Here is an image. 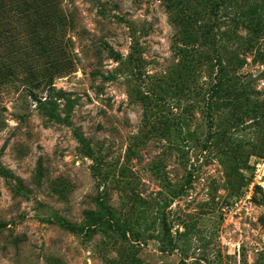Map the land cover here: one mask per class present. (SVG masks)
<instances>
[{"label":"rangeland","instance_id":"obj_1","mask_svg":"<svg viewBox=\"0 0 264 264\" xmlns=\"http://www.w3.org/2000/svg\"><path fill=\"white\" fill-rule=\"evenodd\" d=\"M226 7L264 54V0ZM199 10L0 0V264H264V64L229 45L246 63L209 101ZM99 202L119 232L63 228Z\"/></svg>","mask_w":264,"mask_h":264},{"label":"trees","instance_id":"obj_2","mask_svg":"<svg viewBox=\"0 0 264 264\" xmlns=\"http://www.w3.org/2000/svg\"><path fill=\"white\" fill-rule=\"evenodd\" d=\"M167 2V9L169 11H178L180 5L185 0H164ZM229 0H194L195 3L199 4L200 10L193 17L194 19V32L201 39L200 42L203 46L207 47L211 51L210 64L218 70V81L212 87V94L210 95L209 101L213 98H217L221 94H229L228 91L233 85L229 84V76L236 69H240L245 65V61L237 57L236 53L228 50V46L234 47L239 54L252 56V63L264 64V54L259 49H254V43L249 38L241 37L238 35V29L243 24L246 23L250 18L246 13L237 8L235 11L228 12L226 4ZM251 14L255 15L256 10L252 11ZM227 22L228 27L221 34H218V30L221 29L222 23ZM233 28H229L230 26ZM193 27L191 28V30ZM188 27L184 31V37L187 38ZM192 35V34H191ZM185 40V39H184ZM186 45H184L185 47ZM241 56V55H240ZM189 183V181H188ZM181 193L184 189H180ZM179 195H176L178 197ZM99 209L103 212L102 216H93L91 214L87 215V226L72 227L69 225H62L64 229L75 234H92L96 229L101 231H113L119 232L120 225L119 222L113 216V213L105 206L102 202L98 203ZM163 230L166 237H169V229L163 220Z\"/></svg>","mask_w":264,"mask_h":264}]
</instances>
